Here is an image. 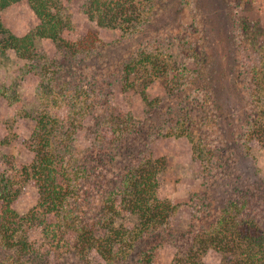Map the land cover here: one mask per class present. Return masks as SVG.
I'll return each mask as SVG.
<instances>
[{
	"label": "rangeland",
	"instance_id": "1",
	"mask_svg": "<svg viewBox=\"0 0 264 264\" xmlns=\"http://www.w3.org/2000/svg\"><path fill=\"white\" fill-rule=\"evenodd\" d=\"M62 1L73 20L64 38L83 45H93L96 40L91 52L74 55L66 43L36 37L35 55L23 58L6 45L7 36L0 31V89L7 88L13 96L10 101L0 95V172L16 174L15 168L33 161L36 118L42 107L49 105V111L64 120L62 131L67 132L63 134L75 138L78 162L87 161L82 182L92 200L91 207H86L87 218L101 216L103 195L119 185L122 170L133 159L117 160L109 169L101 168L111 152L109 142L99 139L103 128L114 137L115 127L122 124L133 135L129 140L135 144L133 152L150 150L161 161L159 196L175 206L169 234L146 237L122 264H174L178 242L171 235L181 233L179 242L185 245L189 231L215 218L231 199L248 200L252 214L264 223V131H260L261 138L247 140L246 135L256 105L251 76L264 62V0H160L145 29L129 35L118 27H103L91 20L85 13L87 0ZM0 20L18 36L38 24L28 0L1 10ZM149 44L159 47L162 56L173 61V67L169 72L153 74L149 68L136 65L128 75L125 66L138 62L139 51ZM54 60L56 63L50 64ZM197 60H201L199 64ZM176 73L180 78L175 85L171 80ZM43 74L51 75L54 90H77L83 101L92 102L84 115L75 116V124L62 98L50 105L39 97ZM261 96L264 106V90ZM184 110L192 111L198 134L214 150L211 169H205L194 156L187 136L168 131L167 126ZM261 116L264 122V111ZM138 125L142 128L139 134ZM104 133L108 137L107 131ZM135 160L138 154L132 162ZM204 192L207 195L203 197ZM39 198L37 185L24 180L16 210L27 214L38 205ZM38 222L26 226L31 240L42 248L54 247L57 240H49ZM119 223L134 226L138 221L134 215H125L116 219ZM64 249L61 246L58 252ZM7 254L0 245V261ZM83 258L53 254L50 262L39 259L36 264H104L95 250L87 257L89 261ZM220 261V254L213 249L204 255V264Z\"/></svg>",
	"mask_w": 264,
	"mask_h": 264
},
{
	"label": "trees",
	"instance_id": "2",
	"mask_svg": "<svg viewBox=\"0 0 264 264\" xmlns=\"http://www.w3.org/2000/svg\"><path fill=\"white\" fill-rule=\"evenodd\" d=\"M19 1L22 0H0V11ZM28 1L38 19L33 30L24 36H18L5 28L0 20V31L7 36L6 45L18 55L23 58L33 57L36 37L66 43L74 55L91 52L96 47V40L93 45L92 42L83 45L82 42H71L64 38L63 33L72 28L73 20L62 0ZM159 2L160 0H87L85 13L100 26L118 27L129 35L145 29L146 24L152 21ZM191 49L197 50L196 47ZM162 55L159 47H150L149 44L139 51L138 62L127 64L124 71L129 75L138 65L149 68L153 74L169 72L174 63ZM195 55L199 56L198 50ZM200 61L197 60L196 63L199 64ZM54 63L55 60L50 62ZM183 67L190 69L187 65ZM255 68L251 79L252 101L256 105L254 119L250 121L246 133L247 140L263 137L259 135H262L260 131H264L261 116L264 111L261 104L264 62ZM47 74L42 76L39 97L44 104L50 102V105H56L62 98L61 101L67 105L68 116L75 124V116L84 115L92 102L83 101L77 90L70 93L69 88L64 92L65 87L54 90L51 75ZM179 78V74H173L171 83L179 84ZM2 94L13 101L7 88L0 89V95ZM48 106L44 105L36 118L31 142L35 155L33 161L15 168L16 174L0 172V245L8 252L0 264H36L39 259H47L45 261L48 263L53 254L80 255L85 257L84 261H89L87 257L93 250L104 264H122L146 237H164L169 234L167 229L175 206L159 196L158 173L162 168L161 161L150 150L141 148L142 150L133 152L136 150L135 144L129 142L133 135L129 130L125 131L122 124L115 127L117 135L114 137H109L107 128H103L98 135L101 141L109 142L111 149L101 168L109 169L117 160L134 159L137 154L138 160L132 162V159L122 170L119 185L103 195L101 216L94 220L87 218L86 207H91L92 200H89V192L83 189L82 182L87 175V161L84 160L88 156L82 159L85 163H79L75 138L63 134L67 132L62 131L64 120L51 113ZM183 113L174 124L167 126L168 131L173 129L177 135L187 136L192 142L194 156L205 169H211L210 154L214 150L198 134L192 111L184 110ZM105 131L108 137H105ZM140 131L142 128L138 125V134ZM56 133H61V137L57 138ZM24 180H32L37 185L40 198L34 209L21 215L16 210L15 203ZM206 195L205 192L202 194L203 197ZM253 196L250 193V197ZM125 215L136 216L138 223L134 226L116 224V219ZM36 221L41 223L49 240H57L54 247L47 245L42 248L31 240L26 226L33 225ZM190 233L185 245L179 242L181 233L171 235L172 240L178 242L175 244L177 252L174 264H204V255L211 249L220 254V264H264V223L252 214L248 200L231 199L220 208L215 218L200 224ZM61 246L65 249L60 253L58 251Z\"/></svg>",
	"mask_w": 264,
	"mask_h": 264
}]
</instances>
